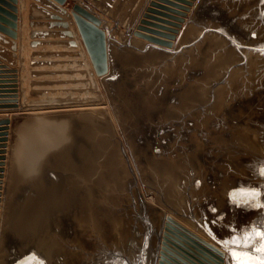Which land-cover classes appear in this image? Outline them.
Instances as JSON below:
<instances>
[{
	"label": "water",
	"instance_id": "95a60500",
	"mask_svg": "<svg viewBox=\"0 0 264 264\" xmlns=\"http://www.w3.org/2000/svg\"><path fill=\"white\" fill-rule=\"evenodd\" d=\"M17 2L0 0L13 50ZM70 12L149 194L174 212L146 200L109 106L15 112L0 118V264H224V242L264 218L233 202L264 186V0H145L131 30L104 27L92 0ZM0 68V108L23 109L18 67Z\"/></svg>",
	"mask_w": 264,
	"mask_h": 264
},
{
	"label": "crops",
	"instance_id": "0c3cea01",
	"mask_svg": "<svg viewBox=\"0 0 264 264\" xmlns=\"http://www.w3.org/2000/svg\"><path fill=\"white\" fill-rule=\"evenodd\" d=\"M68 1H71L70 5L74 3V0ZM92 1L105 10L104 27L129 30L138 23L145 6V0ZM17 5V48L13 50L8 43L0 40V62L9 67H18L19 93H23L27 71L40 78L41 71L55 68L48 67L47 63H71L77 61L79 55L87 56V53L70 12V5L61 8L53 0H18ZM65 69H73L72 64ZM13 113L0 108V118Z\"/></svg>",
	"mask_w": 264,
	"mask_h": 264
},
{
	"label": "rangeland",
	"instance_id": "374dc122",
	"mask_svg": "<svg viewBox=\"0 0 264 264\" xmlns=\"http://www.w3.org/2000/svg\"><path fill=\"white\" fill-rule=\"evenodd\" d=\"M68 1L65 5H70ZM72 6V5H70ZM86 53V50H85ZM88 55H79L77 61L66 63L55 61L47 63V66L55 67L53 70L41 71L42 77L36 78L33 73L27 71L22 97L23 109L12 112H26L48 109H60L82 106L107 105L109 106L115 125L118 129L122 142L125 146L137 179L140 183L144 196L148 203L155 202L167 212H174L156 199L148 192L141 173L137 167L131 150L127 144L121 127L117 121L111 104L108 102L107 94L100 84L99 77L92 74L88 64ZM86 63V64H85ZM72 64L73 69H65ZM69 65V66H68ZM60 68V69H56ZM20 91V90H19ZM12 116V115H11ZM2 205V201H1ZM1 210V207H0ZM177 214V213H176ZM189 226L193 224L183 219ZM192 224V225H191ZM195 227V226H193ZM195 229L199 231L196 227ZM227 264H230L229 251L227 250Z\"/></svg>",
	"mask_w": 264,
	"mask_h": 264
},
{
	"label": "snow or ice",
	"instance_id": "6c2138e0",
	"mask_svg": "<svg viewBox=\"0 0 264 264\" xmlns=\"http://www.w3.org/2000/svg\"><path fill=\"white\" fill-rule=\"evenodd\" d=\"M259 175L264 178V168ZM241 191L247 194L243 198L244 202L233 201L237 206L264 209V186ZM224 243L229 251L230 264H264V218L245 226L239 235H234Z\"/></svg>",
	"mask_w": 264,
	"mask_h": 264
},
{
	"label": "bare ground",
	"instance_id": "6f19581e",
	"mask_svg": "<svg viewBox=\"0 0 264 264\" xmlns=\"http://www.w3.org/2000/svg\"><path fill=\"white\" fill-rule=\"evenodd\" d=\"M86 53H87V51H86ZM88 55V54H87ZM88 59H89V56H88ZM86 64V63H85ZM88 64H89V67H90V71H92V66H91V63H90V60H88ZM183 221V220H182ZM185 223V222H184ZM192 225V224H191ZM194 225H192V226H190L192 229H195V227H193ZM195 231H197L196 229H195ZM198 233H200L202 236H203V234L201 233V232H198ZM205 237V236H204ZM159 257H160V253L158 254V258H157V261L159 260ZM227 257L228 256H226L225 257V262H224V264H227Z\"/></svg>",
	"mask_w": 264,
	"mask_h": 264
}]
</instances>
